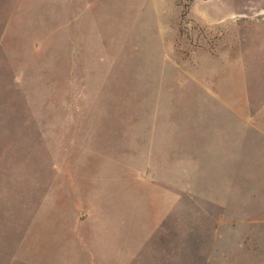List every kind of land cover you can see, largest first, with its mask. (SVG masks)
Listing matches in <instances>:
<instances>
[{"label":"rangeland","instance_id":"rangeland-1","mask_svg":"<svg viewBox=\"0 0 264 264\" xmlns=\"http://www.w3.org/2000/svg\"><path fill=\"white\" fill-rule=\"evenodd\" d=\"M246 249L264 264V0H0V264Z\"/></svg>","mask_w":264,"mask_h":264},{"label":"crops","instance_id":"crops-1","mask_svg":"<svg viewBox=\"0 0 264 264\" xmlns=\"http://www.w3.org/2000/svg\"><path fill=\"white\" fill-rule=\"evenodd\" d=\"M242 223L241 224H244V225H248V224H258V223H262L263 221L262 220H258V219H252V220H242L241 221ZM242 257H245L247 260L245 261V264H254L251 260V258H253L254 256L257 257L258 255H260L261 257L263 256V252L260 251H257V250H254V249H246V250H243L242 253H241ZM257 264V263H255ZM260 264H263L260 263Z\"/></svg>","mask_w":264,"mask_h":264}]
</instances>
